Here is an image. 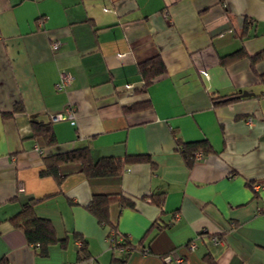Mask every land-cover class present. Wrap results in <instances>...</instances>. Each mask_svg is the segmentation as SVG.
Returning <instances> with one entry per match:
<instances>
[{
    "label": "crops",
    "instance_id": "obj_1",
    "mask_svg": "<svg viewBox=\"0 0 264 264\" xmlns=\"http://www.w3.org/2000/svg\"><path fill=\"white\" fill-rule=\"evenodd\" d=\"M263 51L264 0H0V264H121L111 226L87 208L95 193L134 201L109 209L136 247L126 264H264V57L256 72L250 59ZM156 55L167 72L143 92L140 63ZM70 106L74 122L52 119ZM33 120L52 124L54 146ZM201 140L214 151L189 166L184 144ZM81 146L94 160L147 158L102 177L64 163L60 184L41 174L44 157ZM32 199L66 238L45 255L15 224Z\"/></svg>",
    "mask_w": 264,
    "mask_h": 264
},
{
    "label": "trees",
    "instance_id": "obj_2",
    "mask_svg": "<svg viewBox=\"0 0 264 264\" xmlns=\"http://www.w3.org/2000/svg\"><path fill=\"white\" fill-rule=\"evenodd\" d=\"M244 55L243 49L238 50L230 55H227L223 58V63H228L238 57ZM264 57V51L258 53L254 56H251V63L253 69L256 72L255 64L259 59ZM142 77L145 80L144 87L141 88V91H148L149 86L153 81L165 74L167 72L166 64L161 55L153 56L140 63L139 66ZM264 82V74L260 75ZM223 98V97H221ZM219 98V99H221ZM231 97H226L221 100L230 99ZM218 98H214V101H218ZM226 100L225 102H228ZM224 102V101H223ZM152 107L150 101H143L139 105H134L129 108L130 111L142 108ZM33 136H35L40 144L45 147H52L57 143V138L55 131L52 127V124L49 122L33 120ZM211 144L207 140L187 142L184 144L182 149V154L186 159V162L189 166H192L193 162L196 160V155L198 152L206 154L213 152ZM147 156H128L124 161L121 158L114 156H102L97 160L93 159L91 150L89 146L76 147L70 150L59 151L57 153L49 154L44 157L45 160V170L41 172L42 175L52 176L58 184H60L64 178V175L61 174L60 168L61 165L68 162H76L81 166V171L87 177H102L110 175H118L122 172L125 164L129 162H134L138 160H146ZM115 200L119 201L121 206H133V199L126 197L123 194H117L115 196L107 193H95L93 194L92 199L87 204L89 211L95 215L98 221L102 224L111 226V230H114L117 233L116 226L111 222L110 217V205ZM18 220L15 221V224L20 227L26 235L29 243L38 244L40 247V254L45 255L48 252L49 246L61 242L65 243L66 238H59L57 236L54 224L51 219L46 217H41L36 214L34 208V199L25 203L23 208L17 215ZM122 235L117 233V235ZM76 240L80 242L79 247V260L88 259L90 257V251L88 248V241L84 237L76 233L74 234ZM124 240L116 244L115 248H121L125 250V256L122 258H115L114 261H118L121 264H126L128 257L131 252H133L136 247L131 243L127 234H123ZM147 247L143 246L141 250L145 252ZM149 250V248H147Z\"/></svg>",
    "mask_w": 264,
    "mask_h": 264
},
{
    "label": "built area",
    "instance_id": "obj_3",
    "mask_svg": "<svg viewBox=\"0 0 264 264\" xmlns=\"http://www.w3.org/2000/svg\"><path fill=\"white\" fill-rule=\"evenodd\" d=\"M59 47V41H56L55 43H53V48L56 49ZM72 80V75L68 72H63L61 74V78L59 80V82L56 84V88L58 90H63L65 88V86ZM75 107L70 106L67 107L64 111L54 114L52 116L53 120H61V119H70L73 122L75 121ZM201 153L198 152L196 157H200ZM254 188L256 190H259L260 185H254ZM21 190H23V186L21 187ZM109 240L113 243V244H117L119 242H122L124 240L123 235H117L116 232L114 230L111 231L110 236H109ZM217 240V239H216ZM195 246V244L191 243V248H193ZM145 252H148V249H145ZM164 261L165 264H186V258L183 256H177V255H173V254H167L164 256Z\"/></svg>",
    "mask_w": 264,
    "mask_h": 264
},
{
    "label": "water",
    "instance_id": "obj_4",
    "mask_svg": "<svg viewBox=\"0 0 264 264\" xmlns=\"http://www.w3.org/2000/svg\"><path fill=\"white\" fill-rule=\"evenodd\" d=\"M250 93L248 92V91H244L242 94H241V96H247V95H249Z\"/></svg>",
    "mask_w": 264,
    "mask_h": 264
}]
</instances>
